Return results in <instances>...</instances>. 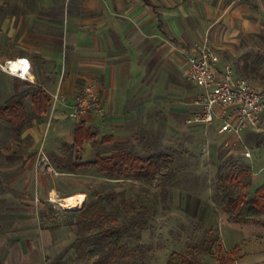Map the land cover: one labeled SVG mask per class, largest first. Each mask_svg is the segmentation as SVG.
I'll use <instances>...</instances> for the list:
<instances>
[{
  "label": "crops",
  "instance_id": "0c3cea01",
  "mask_svg": "<svg viewBox=\"0 0 264 264\" xmlns=\"http://www.w3.org/2000/svg\"><path fill=\"white\" fill-rule=\"evenodd\" d=\"M195 42H206L217 53L221 73L229 67L236 78L260 85L257 79L264 78V0H0V63L27 60L32 66L27 80L2 69L14 77L13 104L31 93L35 110L33 98L38 88L51 101L49 111L20 136L29 137L33 145L42 141L44 147L45 135L52 127L57 140L47 144L51 154L60 153L67 144L63 138L69 137L72 145L82 125L95 136L84 145L121 137L131 140L134 130L126 127L136 124L141 113L165 118L168 135L203 141L209 157L235 153L252 160L254 154L263 153L264 114L261 128L245 130L241 139L227 133L221 119L210 125L185 123L195 111L190 104L200 93L188 80L184 54ZM88 84L99 94L103 113L91 111L74 124L66 123L62 117ZM20 102L27 111L26 104ZM87 148L86 153H92ZM15 156L24 160L8 159L11 166L0 169V175H9L7 180L1 179L0 199L13 200L0 203L1 211H11L13 224L5 236L0 233L4 242L0 264H52L57 243L53 236L58 231L43 226L41 214L43 202L55 191L51 192L38 153H13L8 158ZM51 156L59 168L61 159ZM249 167L254 185L261 183L259 188L264 180L253 172L252 162ZM4 219L2 213L3 233ZM63 249L57 260L67 247Z\"/></svg>",
  "mask_w": 264,
  "mask_h": 264
},
{
  "label": "rangeland",
  "instance_id": "374dc122",
  "mask_svg": "<svg viewBox=\"0 0 264 264\" xmlns=\"http://www.w3.org/2000/svg\"><path fill=\"white\" fill-rule=\"evenodd\" d=\"M2 64L4 65L0 63ZM12 79L14 77L4 74L0 66V106L13 104ZM257 80L262 83L256 86L264 85V78ZM26 88L21 86L22 91H27ZM31 95H22L18 100L26 104L29 121L33 123L37 116L31 106ZM69 114L70 111L62 118L66 119V123L74 124L76 120L71 119ZM153 121L157 123L155 126L151 124ZM126 128L134 130L135 138L133 136L130 140L128 137H121L110 142H91L89 146L85 143L83 151H79V148L70 149L71 144L68 142L71 139L66 137L62 142L67 144L62 146L60 153L51 154L48 151V142L57 140L52 127L45 135L43 147L42 141L33 145L29 137L18 136L12 126L5 122L0 123V169L11 166L8 155L38 153L39 165L41 158L45 157L57 172L58 169L61 170L58 175H51L44 170L46 175H49L51 192L55 191L50 195H56L59 198L57 200H61L60 203L65 206L58 203L55 208L48 199L43 202L47 215L43 226L58 231L53 236L57 243L51 255L52 264L59 260L57 257L65 250L64 246L67 247L65 253L75 246V230L69 224L74 221L73 213L81 210L85 204L80 209L71 210L75 208L71 198L83 196L87 202L90 199L97 200L99 195L109 192L122 194L126 199L125 206L121 197L112 205L103 203L108 216L107 225L123 226L122 244L127 254L126 258L121 260L124 264H168L172 256L178 254L194 258L200 264H221L220 259L233 254L236 264H264V214L259 218L263 222H236L226 211L222 191L224 181L220 180V176L231 173L234 166H250L252 162L253 172H257L263 181L264 150L263 153L254 154L252 160L235 153H216L209 157V153H204L203 141L180 134L168 135L167 130L170 128L166 125L165 118L145 117L143 113L136 120V124ZM261 133V138L264 139V132ZM87 147L91 148L92 153H86ZM123 149L133 150L142 158L170 154L174 163L151 182L140 181L134 176L111 179L101 173L99 167L78 171L68 167L70 158H73L74 162L80 157L86 161H95L99 155L111 156ZM50 154L61 159L59 168L54 166L53 156ZM50 177L56 181H52ZM6 178H9V175H0V190L3 187L1 183L4 184L1 179L7 180ZM260 184L258 182L251 190L238 192L236 196L251 199ZM12 201V198L0 199L3 204H11ZM139 211L141 221L133 224L131 219L136 218ZM2 213L6 218L3 221L6 232L3 233L2 228L0 233L4 235L11 230L13 224L10 220V210L3 212L0 206V215ZM2 239L3 237H0V247L4 244ZM95 239H90L82 249H90ZM77 247L78 245L72 251L73 255L71 252L67 254L62 264H85L75 254Z\"/></svg>",
  "mask_w": 264,
  "mask_h": 264
},
{
  "label": "trees",
  "instance_id": "16d2710c",
  "mask_svg": "<svg viewBox=\"0 0 264 264\" xmlns=\"http://www.w3.org/2000/svg\"><path fill=\"white\" fill-rule=\"evenodd\" d=\"M16 95H18V84L15 85ZM35 114L39 118L49 111L51 101L47 94L38 88L33 98ZM5 122L13 126L17 135L31 124L27 111L22 102L17 101L12 106L0 107V123ZM95 136L84 126H80L76 133L74 143L70 146L73 150L77 147L82 148L85 141L93 140ZM10 161H23V156L9 157ZM174 163L170 154H159L142 158L137 156L133 150H124L111 156H97L95 161L85 162L77 158L68 161V167L73 171L85 168L99 167L101 173L111 179L123 177H136L143 182L153 181L160 173L170 168ZM223 180L222 191L224 193L223 202L228 214L236 222L258 220L264 214V183L254 192L251 199L243 196H236L238 192L249 191L254 185L251 167H233L231 173L220 176ZM121 197L123 205H126L124 195L109 192L105 195H99L97 200H88L83 208L75 211L73 214L74 221L69 224L75 230L76 239L74 245H78L76 255L85 264H124L121 260L125 259L127 254L125 246L122 244L124 239L123 226H108V216L106 207L103 203L112 205ZM43 221L47 219L46 213L41 214ZM133 224L141 221V211L136 214V218L131 219ZM137 220V221H136ZM262 221V220H261ZM263 222V221H262ZM264 223V222H263ZM95 239L93 246L88 250H83L90 239ZM75 246L64 253L56 264H62L67 254L74 251ZM73 255V253H72ZM221 264H236L234 254L220 259ZM168 264H200L194 258L173 255Z\"/></svg>",
  "mask_w": 264,
  "mask_h": 264
},
{
  "label": "built area",
  "instance_id": "2783aa9c",
  "mask_svg": "<svg viewBox=\"0 0 264 264\" xmlns=\"http://www.w3.org/2000/svg\"><path fill=\"white\" fill-rule=\"evenodd\" d=\"M184 54L189 64L188 80L200 88V93L190 104L195 111L185 121L187 125H210L216 119H221L224 123V130L239 139L245 130L261 128L264 114V88L257 87L244 78H236L229 67L221 73L218 69L219 56L206 42L193 43ZM16 62L21 63L24 71L11 72L9 65ZM0 66L8 73L24 80L28 79V73L32 68L27 60L9 61ZM57 101L58 96L54 97L53 107ZM91 111L103 113L99 94L93 85L88 84L76 95L69 117L78 120ZM204 153L206 154L205 151ZM40 166L51 175H58L45 157L41 158ZM56 197L52 194L48 198L55 208L61 202ZM61 206L64 205L61 204Z\"/></svg>",
  "mask_w": 264,
  "mask_h": 264
},
{
  "label": "bare ground",
  "instance_id": "6f19581e",
  "mask_svg": "<svg viewBox=\"0 0 264 264\" xmlns=\"http://www.w3.org/2000/svg\"><path fill=\"white\" fill-rule=\"evenodd\" d=\"M9 68H10L12 73H19L21 71H24V67L21 65L20 62L10 64ZM22 74H26V73H22ZM71 201H73L75 203V208H73L71 210H77V209L82 208V206L86 202V199L83 196H76V197L71 198Z\"/></svg>",
  "mask_w": 264,
  "mask_h": 264
},
{
  "label": "clouds",
  "instance_id": "9594fccd",
  "mask_svg": "<svg viewBox=\"0 0 264 264\" xmlns=\"http://www.w3.org/2000/svg\"><path fill=\"white\" fill-rule=\"evenodd\" d=\"M26 63V62H25Z\"/></svg>",
  "mask_w": 264,
  "mask_h": 264
}]
</instances>
